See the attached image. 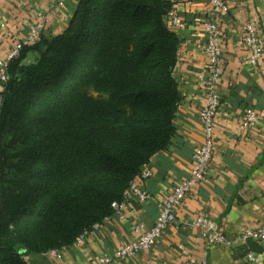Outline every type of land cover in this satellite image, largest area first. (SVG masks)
<instances>
[{"label":"trees","instance_id":"trees-1","mask_svg":"<svg viewBox=\"0 0 264 264\" xmlns=\"http://www.w3.org/2000/svg\"><path fill=\"white\" fill-rule=\"evenodd\" d=\"M169 0H80L9 63L0 107V264L62 250L115 215L169 149L183 97ZM35 56L32 63L28 59Z\"/></svg>","mask_w":264,"mask_h":264},{"label":"crops","instance_id":"crops-1","mask_svg":"<svg viewBox=\"0 0 264 264\" xmlns=\"http://www.w3.org/2000/svg\"><path fill=\"white\" fill-rule=\"evenodd\" d=\"M174 14L182 20L168 25L181 40L179 60L174 70L183 100L175 119L176 135L169 149L157 154L142 171L152 170L149 180H139L150 200L132 198L122 214H115L93 230L82 243L62 250V259L48 253L31 254L29 264H91L100 257H112L137 239L134 226L152 227L162 201L182 181L188 179L193 154L202 144L200 112L207 91L199 83L209 73L205 51V23L216 21L223 32L224 48L222 101L215 122L216 146L207 179L189 196L177 213V222L157 245L131 260L113 264H264V241L237 243L206 249L203 229L195 224L198 215H207L230 239L246 230L264 227V59L259 68L250 63L244 46V25L253 23L264 38V0H227L230 12H212V0H169ZM80 0H65L57 6L51 0H0V58L26 40L31 26L45 24L43 36L62 34L69 27ZM35 56L28 59L32 63ZM3 84L0 81V106ZM248 108L257 111L260 121L252 131H243L240 117ZM253 253L260 262H251Z\"/></svg>","mask_w":264,"mask_h":264},{"label":"built area","instance_id":"built-area-1","mask_svg":"<svg viewBox=\"0 0 264 264\" xmlns=\"http://www.w3.org/2000/svg\"><path fill=\"white\" fill-rule=\"evenodd\" d=\"M57 6H64L65 0H51ZM212 12L220 16L227 15L230 7L227 0H212ZM168 19L172 26H178L182 20L178 18L173 11L170 12ZM207 32V42L205 51L209 59V73L199 76V83L206 89L207 97L200 112V122L202 125L203 142L193 154V165L188 179L180 182L162 201L160 214L152 227L138 223L134 226V232L137 236L133 242L123 246L112 257H100L91 264H113L131 260L142 251H149L154 248L158 241L164 236L167 230L177 222V213L185 200L193 194L197 186L203 183L210 172L211 162L216 146L215 140V122L221 106L222 94L221 85L223 78V59L224 48L222 43V29L220 25L213 20L205 23ZM45 30V24L42 21L31 26L29 35L26 40L18 43L6 58H0V81L4 85L9 80L8 68L9 63L19 57L25 46L37 43ZM243 43L250 54V63L253 68H259L264 59V38H262L253 23H248L243 27ZM1 107V106H0ZM260 121L256 110L248 108L240 117V126L243 131H252ZM154 176L152 170L142 171L140 179L149 180ZM135 198L140 202L150 200L149 194L145 192L138 182H134L125 192L124 200L121 203L114 204L115 214H122L129 202ZM196 225L203 229L202 237L206 243V249L210 250L213 246L223 245L233 247L237 243L248 241H264V227L258 230H246L239 234L237 239H230L218 227L216 222L207 215H198ZM99 225L95 226L96 230ZM93 230L91 232H93ZM86 232L77 238L75 243H82L91 233ZM63 250V249H62ZM62 250L48 252L56 259H62ZM251 262H260L253 254L248 255ZM193 263H197L195 260ZM198 264H209L207 259Z\"/></svg>","mask_w":264,"mask_h":264}]
</instances>
